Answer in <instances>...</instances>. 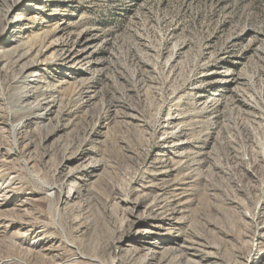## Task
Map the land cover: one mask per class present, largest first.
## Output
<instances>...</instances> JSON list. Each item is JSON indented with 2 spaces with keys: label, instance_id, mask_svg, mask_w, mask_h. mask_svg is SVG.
<instances>
[{
  "label": "rangeland",
  "instance_id": "obj_1",
  "mask_svg": "<svg viewBox=\"0 0 264 264\" xmlns=\"http://www.w3.org/2000/svg\"><path fill=\"white\" fill-rule=\"evenodd\" d=\"M0 164V264H264V0H0Z\"/></svg>",
  "mask_w": 264,
  "mask_h": 264
},
{
  "label": "bare ground",
  "instance_id": "obj_2",
  "mask_svg": "<svg viewBox=\"0 0 264 264\" xmlns=\"http://www.w3.org/2000/svg\"><path fill=\"white\" fill-rule=\"evenodd\" d=\"M20 57H22V56L20 55L19 58ZM32 65H35V63L32 64ZM26 68H29V66H26ZM22 77H24V76H21V77L16 76V77H13L12 80L13 81H19L20 78H22ZM6 82H7V80H6ZM38 88H40L39 85H38ZM27 96H29L28 95V92H23L22 91V92H17L15 94V99H14V96H13V99L14 100H12V101H10L9 98H7L9 100L8 103L11 105L10 106L11 109L13 110V106H15L17 104L20 105V102L22 100L26 99ZM56 102H57V97L55 95H53V94H49V95H45L44 97H42L35 104H32V103L27 104L26 103V105L25 106H22V108H27L26 110H28V112H30V111H32L35 108H40V106H43V103H46L47 105L54 106L56 104ZM14 111L15 110H13L12 113H14ZM15 112H17V111H15ZM23 119H24V116H23ZM4 164H5V162H4ZM44 187L45 186L42 185V187L39 190V192L44 191V189H45ZM109 195H111V193ZM44 198L46 199V197H44ZM108 201H109V197H107V196L106 197H102V201H100V204H99L98 208L96 209V211L88 212L87 215H86V219H87L86 220V226L89 227L90 225H92V223L95 224L94 230L91 233V240H92V244H95V246H96L95 248L97 249V251H99V249L100 250L102 249V251H104V250L107 251L112 246V241H108V242L104 241L100 237L101 235H104V234H106L108 232L109 233H111V232L114 233L116 230H119V231L121 230L120 229V225H118V222H117L115 210L113 209V210L109 211L110 213H107V211H106L107 208H108V206H107V202ZM202 217L205 218V216H202ZM73 220H76L75 216L72 217V219L70 221H73ZM67 223H68V221H67ZM100 240H102V243H101ZM92 244H91V242L87 243V245H86L85 248H90V246ZM246 246H247V248H244L243 247V249H247L248 252L251 253V251L253 250V248L251 246H249V245H246ZM236 249H235V251H236ZM238 249H240V248L238 247ZM57 250H58V253L55 254V255H49V253L43 254L42 255V258H41V261H40V264H68V263L69 264H85V263H83L81 261L72 260V258L76 254H81V255H84V254H82L80 251L79 252H76V251H74L72 249L68 250L65 243H62L61 245H58L57 246ZM85 254H87V253H85ZM208 256H210V255H208ZM198 257H199L200 261H195L196 264H207V263H202L203 261H206L205 257H202V255H198ZM90 258H92V257H90ZM28 259L31 262L30 257H28ZM96 259L99 260V258H96ZM180 260L181 259L176 260V264H179L180 263ZM31 263L32 264H36V262H31ZM149 263L150 262H149V260L147 258L144 259V260H141V261L140 260H137V261H134V262H128L127 260L124 261V264H149Z\"/></svg>",
  "mask_w": 264,
  "mask_h": 264
}]
</instances>
